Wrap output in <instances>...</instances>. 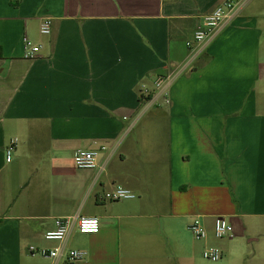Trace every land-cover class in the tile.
I'll list each match as a JSON object with an SVG mask.
<instances>
[{"label":"crops","instance_id":"crops-1","mask_svg":"<svg viewBox=\"0 0 264 264\" xmlns=\"http://www.w3.org/2000/svg\"><path fill=\"white\" fill-rule=\"evenodd\" d=\"M223 1L0 0V264H197L187 229L199 217L213 231L218 215L233 232L205 242L223 251L212 262L264 264V0L186 44ZM168 75L165 95L154 82ZM143 104L158 113L133 134ZM103 145L97 167L74 164ZM116 185L135 196L105 199ZM72 214L99 231L45 238Z\"/></svg>","mask_w":264,"mask_h":264},{"label":"built area","instance_id":"built-area-1","mask_svg":"<svg viewBox=\"0 0 264 264\" xmlns=\"http://www.w3.org/2000/svg\"><path fill=\"white\" fill-rule=\"evenodd\" d=\"M244 0H225L218 6H216L211 12L206 14L201 23L197 26L193 39L186 42L188 47H194L207 38L214 35L219 31L221 27L227 23L234 15L235 9ZM52 28V19L50 17H44L40 23V32L42 34H49ZM41 46L33 43L29 39H25L24 42V57L35 58L38 56ZM171 75L157 76L155 79V85L158 89H162L168 94V83L171 79ZM144 92H148L144 89ZM169 102V100L167 99ZM17 139H13L6 146V158L11 160L13 151L17 145ZM105 146H101L97 149H80L74 156V164L79 168H95L98 166V158L100 149H104ZM135 194L132 190L122 186L116 185L103 194V197L107 200H122L126 198H132ZM55 227L45 232V238L48 240L65 241L72 231L76 228L83 233H96L99 231L101 222L100 218L96 215H79L72 214L66 216H58L55 218ZM189 229L196 239H205L208 236V229L199 217H195L189 225ZM233 232V225L229 218L225 215H218L213 220V234L216 238H224L231 235ZM32 253H39L43 256L50 258L65 257L69 261H78L86 257V252L78 249L65 250L62 246L44 247L41 249L35 246H30ZM203 257L210 261H218L223 256V251L219 246L209 245L202 251Z\"/></svg>","mask_w":264,"mask_h":264},{"label":"rangeland","instance_id":"rangeland-1","mask_svg":"<svg viewBox=\"0 0 264 264\" xmlns=\"http://www.w3.org/2000/svg\"><path fill=\"white\" fill-rule=\"evenodd\" d=\"M158 107L156 106V107H147V104H143L142 105V107L140 108V109H138V110H136L134 113H132V114H139V116L142 118L141 120V123H139L137 126H136V128H135V130H134V132H132L133 134L134 133H136L135 131H137V130H139V128L140 127H143V124H145V122L147 121V120H149V119H147V118H150L149 117V114H157L158 112H157V109ZM157 112V113H156ZM140 114H142V115H140ZM145 114V115H144ZM133 119H135V118H133ZM137 123V122H136ZM136 123H135V125H136ZM135 125H134V127H135ZM187 232H188V234L186 235V238L189 240V241H191L192 242V244L194 243H196L197 244V246L200 244V247H201V249L202 250H200V252H199V256H198V258H197V264H217V263H215V262H212V261H209V260H207V259H205L204 257H203V254H202V251H203V249L206 247V246H209V245H211V244H205V242L207 241V240H219L220 241V239L219 238H216L214 235H213V231H212V229H208V237L207 238H205V239H196L195 237H194V235L192 234V232L191 231H189L188 229H187ZM217 246V245H216ZM220 247V246H219ZM218 261H221V259L220 260H218Z\"/></svg>","mask_w":264,"mask_h":264}]
</instances>
